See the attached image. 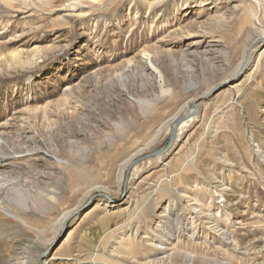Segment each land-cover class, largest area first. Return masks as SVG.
Returning <instances> with one entry per match:
<instances>
[{
  "label": "rangeland",
  "instance_id": "1",
  "mask_svg": "<svg viewBox=\"0 0 264 264\" xmlns=\"http://www.w3.org/2000/svg\"><path fill=\"white\" fill-rule=\"evenodd\" d=\"M261 33L264 0H0V264H264Z\"/></svg>",
  "mask_w": 264,
  "mask_h": 264
},
{
  "label": "bare ground",
  "instance_id": "2",
  "mask_svg": "<svg viewBox=\"0 0 264 264\" xmlns=\"http://www.w3.org/2000/svg\"><path fill=\"white\" fill-rule=\"evenodd\" d=\"M80 3V2H79ZM78 5V3H76ZM76 5V6H77ZM71 6V5H69ZM261 40H264V34L261 33V34H257L255 37H253L252 39V43L250 44L249 48H246L243 52H242V56L240 58V60L238 61V63L235 65L233 71L231 72L233 75L234 74H237L239 71H241L242 69L245 68V66L248 64V53L249 51H251L252 47L254 44H256L257 42L261 41ZM249 49V50H248ZM248 50V51H246ZM214 50L213 49H208L206 50V53H210V52H213ZM248 52V53H247ZM247 54V55H246ZM152 64V63H151ZM260 69H264V61H261V59L259 58L256 65H255V68H254V73L255 72H258ZM255 75V74H254ZM251 79V78H250ZM247 82V81H246ZM248 84V83H247ZM237 84H234V85H231L230 88H233L235 87ZM216 85H211L210 87H208L204 92H202L200 95H198L197 97L195 98H191L190 100H188L184 105L183 107H181L179 109V111H177V113H175L174 116H172L171 118H169L165 123L161 124L159 126V128L156 130V133L160 132L161 130H163L164 128H168V130L170 131V134H171V131L174 127H177V130H178V133L176 131V135L177 137H180L181 133H182V130L184 128L187 127V125L189 123H191L193 121V119L197 116V114H199V111H200V108L203 104V102L206 100V99H209L210 97V91L215 88ZM241 91H243L241 88L237 90L235 89V91L233 90V93L232 95L230 96V99H234L233 97H235L236 93L239 94ZM168 126V127H166ZM180 130V132H179ZM152 142H153V139L147 141L143 146L139 147V149H137L134 153H132L130 155V157L125 161V164L123 166V168H128L134 161H136L138 158L144 156L145 153L149 152L150 148H151V145H152ZM158 151V150H156ZM155 151L153 152H150L148 154H151V153H154ZM14 155V154H13ZM147 155V154H145ZM12 155L10 154H4V157L7 159V157H11ZM158 158H161L160 155H158ZM125 170V169H124ZM14 182L12 181H7L6 178H3V177H0V197H1V194L4 192V193H7L6 196L9 195V193L14 189ZM18 189H20V191H26V194L28 193L29 195L31 194L30 191L24 187H22L19 183H18ZM19 192V191H18ZM24 194V193H23ZM25 194V195H26ZM27 194V195H28ZM107 195V194H106ZM5 196V197H6ZM110 195H108L109 197ZM4 197V199H5ZM29 197V196H28ZM3 198V197H1ZM0 198V199H1ZM31 199V198H30ZM6 200V199H5ZM23 203L24 205L26 206V209L24 210L25 211H28V198L27 199H23ZM2 201V200H0ZM8 201V200H7ZM3 202V201H2ZM99 205V203H97L95 206L97 207ZM20 208V206H19ZM18 208V209H19ZM75 209H66L64 210L63 212H61V214L59 215V218H58V223L59 225H62L73 213H74ZM22 222V221H21ZM69 238V236L67 237V239ZM146 238V237H145ZM253 248V247H252ZM47 249H45L46 251ZM12 255V254H11ZM42 255H45V252L43 254V252L41 253H38V255H31L30 253L26 254L25 256V260L22 261L21 264H49V260L48 258H46V256L42 257ZM13 256V255H12ZM23 256V255H22ZM157 259V258H156ZM160 259V258H159ZM164 259V258H163ZM158 260V259H157ZM165 260V259H164ZM158 263V262H157ZM162 263V262H160ZM9 264H20V262H10L9 261Z\"/></svg>",
  "mask_w": 264,
  "mask_h": 264
},
{
  "label": "water",
  "instance_id": "3",
  "mask_svg": "<svg viewBox=\"0 0 264 264\" xmlns=\"http://www.w3.org/2000/svg\"><path fill=\"white\" fill-rule=\"evenodd\" d=\"M213 90H214V89H213ZM213 90L211 91L210 96H211ZM176 131H177V127H174V128L172 129V131H171V134H170V140H169V144H168L167 148H168V147L174 142V140H175V138H176ZM167 148L160 149V150H158V151H155L154 153L147 154V155H144V156L138 158L136 161H134V162L130 165V168H131L136 162L140 161L141 159H144V158H147V157H149V156H153V155H159V154L165 152ZM130 168H129V170H130Z\"/></svg>",
  "mask_w": 264,
  "mask_h": 264
}]
</instances>
